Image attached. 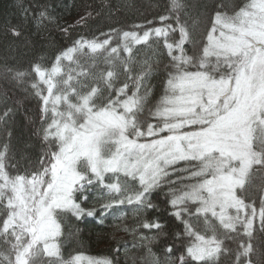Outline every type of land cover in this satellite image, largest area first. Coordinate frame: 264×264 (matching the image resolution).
I'll return each mask as SVG.
<instances>
[{
  "label": "snow or ice",
  "instance_id": "1",
  "mask_svg": "<svg viewBox=\"0 0 264 264\" xmlns=\"http://www.w3.org/2000/svg\"><path fill=\"white\" fill-rule=\"evenodd\" d=\"M223 8L209 18L193 55L185 47L191 31L181 18L184 4L170 0L159 20L175 26L112 29L114 46L109 33L82 36L51 64H33L48 147L39 167L13 172L9 145L0 146V264H114L107 256H65L62 215L119 220L123 205H135L136 214L156 209L152 196L164 185L184 244L175 261L173 246L166 247L165 264H218L229 251L225 239L238 229L247 241L234 264H254L257 221L264 232V0ZM153 37L163 38L169 64L163 95L149 107L153 63L138 61L134 49L151 46ZM5 71L18 81L27 75ZM252 191L260 193L259 207L248 200ZM139 227L155 231L124 230L149 245L166 235L159 220ZM145 247L149 264H161Z\"/></svg>",
  "mask_w": 264,
  "mask_h": 264
},
{
  "label": "trees",
  "instance_id": "2",
  "mask_svg": "<svg viewBox=\"0 0 264 264\" xmlns=\"http://www.w3.org/2000/svg\"><path fill=\"white\" fill-rule=\"evenodd\" d=\"M170 0H0V114L11 110L5 120L0 121V146L9 145V155L17 168L13 172L31 171L39 167V160L47 150L42 138L43 122L41 120L42 101L34 94L31 83L34 74L31 68L36 62L51 64L55 56L71 46L80 37H100V34L113 35V46L117 42V30H137L133 25L144 28L161 27L168 23L175 26V21L159 20L168 14ZM184 10L182 20L189 25L191 43L186 44L189 55L197 53L209 18L223 5L221 10L231 11L242 0H182ZM45 13L44 17L40 13ZM148 21H152L148 24ZM15 29L19 36L13 35ZM67 30L66 32L64 30ZM178 38V33L172 34ZM103 39V37H100ZM148 45H139L134 49L138 61L146 59L153 63V72L146 81L151 90L149 95L151 107L163 95L164 82L167 77L166 66L169 64L167 50L163 47V38L153 37ZM12 68L27 73L23 80L12 78L6 73ZM124 76L120 77L123 82ZM175 178V177H173ZM123 179V178H122ZM169 185L157 189L152 196L156 209L136 214L135 205H123L121 219L109 215L103 223L97 217L77 220L70 213L64 214L60 243L65 256L83 253L89 256H107L114 264H149L145 246L165 264L169 254L168 245L173 246V261L183 252L184 244L176 237L183 230L182 224L170 215L171 208L165 193ZM260 193L252 191L248 200H255L259 207ZM91 207L90 203L85 204ZM117 215H121L118 213ZM187 218V217H186ZM159 220L164 225V233L150 245L139 239L138 235L125 228L135 229L137 233L151 236L155 230L139 227L143 222ZM254 239L251 241L255 252L254 264H264V232L259 222L255 223ZM225 239L227 253L222 254L218 264H234L235 255L241 241H247L242 231L230 234ZM133 245H136L133 247ZM126 246V247H125ZM119 248V251L117 249Z\"/></svg>",
  "mask_w": 264,
  "mask_h": 264
},
{
  "label": "rangeland",
  "instance_id": "3",
  "mask_svg": "<svg viewBox=\"0 0 264 264\" xmlns=\"http://www.w3.org/2000/svg\"><path fill=\"white\" fill-rule=\"evenodd\" d=\"M225 247H226V245H225Z\"/></svg>",
  "mask_w": 264,
  "mask_h": 264
}]
</instances>
